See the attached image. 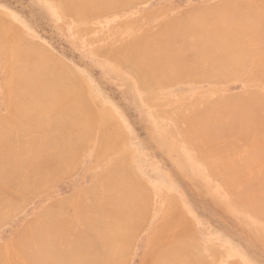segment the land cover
<instances>
[{
  "label": "rangeland",
  "instance_id": "1",
  "mask_svg": "<svg viewBox=\"0 0 264 264\" xmlns=\"http://www.w3.org/2000/svg\"><path fill=\"white\" fill-rule=\"evenodd\" d=\"M66 7L67 5L63 0H0V22L1 24L4 23L2 25H6L3 26L4 29L7 27V31L6 29V32L4 31L8 37L7 39L9 40L10 36L12 37L13 31H17L18 41L28 43L29 48L32 49L30 52H33L34 55H43L49 66L58 69L60 74L63 72L69 79L72 77L71 84L70 81L67 82L63 74L62 77L57 71L53 70L55 74L59 75L60 79L65 77L66 81L63 80L62 84L66 82L65 85L70 83L73 86V82H76V87L82 93L79 94L80 97L78 98H84L83 101L86 103L83 105L81 103L83 101L79 102L82 99H79L76 106L80 103L83 108L82 105H78L82 109L74 107L75 111H78V120L75 122L76 127L74 125L73 127L69 126L68 120L65 119V117L72 119L71 114L69 116L65 114V117H63V114L58 115L59 117L56 118L54 113L57 109L50 113L48 118L58 119V122L55 119V122L49 119V122L51 124L53 122L55 125L52 124L53 126L50 127L53 132L50 129L49 132L55 136L49 132H43L44 134L41 133L40 137L41 139L46 137V141L44 139L42 141L43 144L49 140L47 144L45 143V149H51L50 147L55 149V146L60 142L57 150L59 148L60 151L62 148V153L61 151L56 152L54 149L51 151L47 149L49 152H43L46 151L43 150L45 157L43 155L42 157L46 163L41 161L43 160L42 157L40 159L37 157L48 169L47 171L44 168L45 173L43 176H46L48 180L51 177V180L45 182L38 193L26 196L25 200L18 199V196L13 197L14 200H12L18 204V208L12 209L10 215L0 221L1 253L3 254L9 246L13 245L16 236L29 223L40 218L42 225L45 219H48L49 224L53 225L51 222L52 217L57 223L60 222V225H57L58 228L54 222L53 227L56 226V228L53 229L57 230L53 233H57L61 228L60 232L57 233H60L57 235L59 238H55V240L64 239L65 237L62 234L64 229L66 231L68 229L67 236L65 235L66 232L64 236L68 237L69 235L68 239L72 242L66 239L70 243L63 246L64 249L66 248L65 250L69 251L75 247L71 246L69 248L70 244L73 245V242H76L72 240L75 235L73 233L82 232L83 234L79 233L78 235H84L86 241L90 239V242L97 246L94 245L92 254L97 253L99 249L100 254L97 253L98 256L103 253L101 251L105 253L107 251V255L112 251L114 254L111 253V255L118 258L110 263L105 261L103 264H146L148 257L153 256L157 250L160 249L159 253L165 255L166 253L161 250L165 251L168 248V251H174L173 248L176 249L175 246H179L180 243L181 246L189 249V253H187L189 255L187 256L185 253L187 249L182 248V251L185 250L184 256H187V259H185L187 264H264V217H261L255 209L253 210L250 205L246 204L249 199H254L256 196V192L255 195L253 194L254 190L250 191L251 188L261 191L262 186L260 189L259 185L262 182L259 181H262V177H264V150L262 151L261 148V152L260 149H257V147L260 148L264 145V136H262L264 135V127L262 128L264 125V0H131L125 5L114 6L102 12L96 13L90 10L83 17L71 13ZM100 18L101 20H99ZM219 18L221 19L219 20ZM225 21L227 24L230 22L229 26L234 24L228 26V28L225 26L226 29L223 30L224 25H226ZM193 26L196 30L193 29ZM184 28L186 29L183 31ZM213 30L220 31L221 34L223 32L222 40L228 38L231 34L232 45L229 42L227 43L228 38L225 42H220L221 44L227 43L225 47L223 45L216 46V41H219V38L221 39V35L219 32L218 35L220 36H217ZM202 31H208L206 33L209 36L203 32L209 38L208 40L202 33L201 36L203 35L204 41L200 34L197 36ZM209 31H211V34ZM167 32L171 33V36L170 34L166 36ZM183 32L184 36H181ZM240 33L246 35L243 34L242 39L238 38ZM176 34L178 36L174 37ZM214 35L218 39L212 42L211 39H214ZM224 35H227V37L224 38ZM156 36L162 37H157L158 39L154 40V42H157L156 45L160 42L164 43H160L156 47H160L161 44L162 47H165L164 45L168 40L170 43L168 41L169 44H166V47L174 42L171 46L172 49L177 47L175 51L178 54L179 48L182 49L181 51L185 50L184 54H181V51L179 55L175 52L177 56L181 55L179 58H182V63H188L187 65H189L188 61L191 64L196 61L201 66H195L197 63H194L195 69L197 70L200 67L202 70L199 71V68L198 73L196 70L195 74H193L194 71L192 72L193 75L186 72L189 76H181V78L180 76L178 78L173 76L174 78H167L160 82L154 81L145 85L137 77L138 75L133 71L130 64L115 60L112 57V52L116 49L128 47L135 41L138 43L137 45L144 43L143 41H146L144 44L151 45L153 43L151 39L156 38ZM176 37L179 38L176 39ZM206 41L205 49L209 45L208 51L213 52L214 56H219L218 59L214 60L213 56L211 57L213 60H211L210 53L208 56L204 54L206 53L203 51L204 48L199 52L201 54L203 52L205 56L202 57L203 55L199 54L198 59L199 52L197 53V50L202 49V47L199 48V43L204 44ZM210 41L215 45L214 48H211L213 46L211 43L208 44ZM9 43L12 45L14 42L10 40ZM155 44H153V47ZM6 47L8 48V46H5L2 49L0 57V116L8 115V106L2 86L9 52L6 51ZM227 47L230 48L226 50ZM210 48L212 51H210ZM183 55L184 57H182ZM213 65L219 67L220 70H216L217 68ZM221 67L225 68L221 69ZM189 70L191 71L190 68ZM49 98L52 97L48 96V100L46 97L45 101H52ZM225 101L228 106L232 105V107L230 106L231 113L228 112L230 118H232V108L235 109L234 107L237 105L238 107L243 106L241 109L245 108V112L242 110V115L245 113V116H240L241 113L238 115L242 118L247 116L246 123L248 126L246 124L245 126L253 131L248 130L249 132H246L247 128L244 126L246 128L244 134L241 131L239 132L243 129L244 122L242 119L240 117L238 119L243 122L241 123L242 126L238 120V122L232 121L236 125L234 123L235 126H231L232 123H227L228 120L235 119L227 118L226 115L225 118L223 117L224 120L221 119L225 122H222V124L230 130L225 126L228 133L223 127L219 129L221 126L219 118L221 117H216L220 116L222 111L216 108L217 115H213L216 119L206 118L210 123L213 120L215 124L219 121L220 126L218 122V126L216 125V129H214V123H211V125L208 122L207 125H210L211 129L206 126L208 128L206 130L205 125H203L202 129L196 127V130L201 129L203 132L205 128L206 135V132L210 130L217 131L218 128L221 133L224 130L225 134L222 133V135L219 132L221 134L219 136V134H212L210 131L207 133L209 135L205 136L204 133L200 134L201 131H198L201 137L195 135L197 131L194 132V126H201V123L195 120V116L201 111L203 112L200 115L208 111L211 112L213 105ZM223 107L225 108L224 105L221 108ZM224 108L225 113L228 110ZM79 110L83 113L82 115ZM257 111H259L258 115L255 114ZM19 113L22 115L21 112ZM19 113L18 121L20 123L19 119L22 120L23 115L20 117ZM45 115L49 116L43 114L44 117ZM198 118L201 121V117ZM233 118H237V116ZM82 119L86 120H83L82 123ZM256 119L259 121H256ZM202 120H204L203 117ZM243 120L245 121V118ZM65 121L68 123H63ZM78 122L81 125H77ZM238 125L241 126V129ZM236 126H238V129ZM67 128H69V131L66 130ZM73 128L80 132L85 130L86 134L82 138L84 140L82 142L77 141V143H75L76 140H72L69 143L74 144H66L67 140L65 141L64 136L69 137L68 134ZM62 129H65V132ZM75 130H71V132H77ZM105 130L109 132L108 135L104 134ZM57 131L58 134H56ZM191 131L194 133H191ZM62 133L64 134L62 135ZM240 133L244 136L239 137ZM24 136L25 134L22 136L24 138L23 142H32L29 136ZM207 137L213 140L209 138L208 140ZM106 138H109V140H106ZM19 139L20 137H17L18 142H20ZM41 139L39 138L40 142ZM61 139L65 142H62ZM255 144L258 146L256 147ZM64 148L66 149V155H63ZM251 151H255L253 152L255 154L252 153V155ZM248 153L253 156L252 159H255L251 165V159L247 161L248 164L245 162L250 158V156H247ZM242 160L244 165L251 166V169L246 166V168L241 167ZM117 163H121L123 166L118 165H121L122 168ZM114 166L120 167V169L114 168ZM231 168H234L236 174L233 171L229 172L232 170ZM127 169L129 170L126 171ZM229 173L232 174V178L226 176ZM115 174L117 175L114 177ZM105 175L109 176L112 185ZM255 175L260 178L257 177V182L254 181L257 180L256 177L254 178ZM113 177L119 179L117 180L119 182H115ZM122 180L123 182H120ZM106 182H109L111 186ZM118 184H120L119 188L124 187L122 190H126L127 186L134 185L137 190L135 191L140 193V196L137 195L136 199L142 200L137 203V199L136 204L135 202L132 205L125 203L122 206L120 203L123 202L118 203L120 199L117 198L119 196H115L117 193L113 194L114 192H111L113 189H117L116 192L119 193L120 191L123 192L122 195H126L124 193L126 191L118 189ZM106 185L108 187L113 186V189L108 188ZM246 188L249 189V194H247V191L244 194L243 189ZM109 190H111V195ZM11 192L13 190L8 191V193ZM121 193L118 194L120 197L122 196ZM124 196L121 199L128 201L126 196L123 198ZM263 196L260 200H264ZM113 199H116L117 202ZM256 199L259 201V198L256 197ZM102 202L106 203L102 204ZM86 205L87 207H85ZM116 205H119V209L125 207L128 210L129 216L125 211L128 220H124L122 217L125 214L124 209H120L123 213L121 214L118 209V211L116 210ZM89 208H92V210H89ZM109 212L112 214L110 215ZM118 214L121 216H118ZM89 215L93 216V219ZM141 215L143 216L141 217ZM84 216H88L89 219L91 217L93 221L90 220L93 223L98 218L95 224L99 223L96 224L97 226L94 225L95 229L93 231L85 232L83 226L85 223ZM115 217L116 219L119 218L116 222L123 221V223L120 222L122 225L119 226V222L117 223L118 226L115 225ZM99 219L105 222H101ZM124 221H127V223ZM128 223L131 224L129 226H132V231L129 230L131 228L127 225ZM123 224L128 227L125 228ZM107 226L110 229L108 232H111L112 228V231H116L109 233L110 237L118 236L122 232L121 235H124L125 230L123 231V228H125L124 237L131 235L129 237L130 242L127 241L128 239L121 240L123 236H119L118 238H121V241L118 242V245L116 244V248L113 244L117 242L112 244L115 241L114 239L117 240L115 236L112 238L111 244L116 249L115 252L111 250L112 247L109 242L111 238L102 239L104 236H108L104 230ZM133 226L139 229H134ZM70 228L72 231H70ZM100 230L101 233H99ZM104 231L107 236L104 235ZM127 231L132 233L129 235ZM80 236L76 235L75 237L85 241ZM100 240L101 242L108 241L100 245ZM127 243L128 246H125ZM168 244H171L173 248L167 247ZM107 245H110V248L104 250L103 247ZM119 247L124 248V251L117 250ZM179 248L177 247V249ZM117 251L121 252L123 258H120ZM174 252L176 257L180 258L178 264L181 261H183L182 264H185L184 256L180 257L182 252L179 253V256L176 254L177 250ZM107 255L104 257H107ZM0 259V264H12L13 262L22 264L23 262L19 257L8 258L5 254L2 257L0 256Z\"/></svg>",
  "mask_w": 264,
  "mask_h": 264
},
{
  "label": "bare ground",
  "instance_id": "2",
  "mask_svg": "<svg viewBox=\"0 0 264 264\" xmlns=\"http://www.w3.org/2000/svg\"><path fill=\"white\" fill-rule=\"evenodd\" d=\"M64 1V3L67 5V7H66V9L67 10H69L71 13H74V14H76V15H78V17L79 16H81V17H83L84 15H86L87 14V12L88 11H90V10H92V11H95L96 13L97 12H102V11H106V10H108V9H110V8H113L114 6H122V5H125V4H127L128 2H130L131 0H113V1H110V0H63ZM110 11V10H109ZM108 12V11H107ZM225 13V12H224ZM103 14V13H102ZM249 15V14H248ZM76 18V17H75ZM250 18V17H249ZM257 18V17H256ZM221 18H219V20H220ZM223 19V18H222ZM225 19V18H224ZM223 19V20H224ZM263 19V18H262ZM76 20V19H75ZM79 20V19H78ZM99 20H101V18L99 19ZM216 20V19H215ZM228 20V19H227ZM0 21H1V19H0ZM95 21H98V20H95ZM2 22H3V19H2ZM5 22V21H4ZM216 22V21H215ZM230 23V22H229ZM228 23V24H229ZM254 23H255V21H254ZM2 24H4V23H2ZM1 24V22H0V53H1V51H2V49L5 47V46H8V48L6 49V51L8 50L9 52H8V57H7V65H6V72H5V76H4V80H3V89H4V95H5V98H6V102H7V111H8V115L7 116H0V221H2V220H4L5 218H7L8 217V215H10V212L12 211V209L13 210H15V209H17L18 208V204L16 203V202H14L13 200V197H16V196H18L19 198L18 199H21V200H25L26 199V196H28L29 194H36V193H38L39 192V189H40V187H42V185H44V183L45 182H48V181H50L51 180V177H50V179L48 180V178L45 176H43L44 175V168L46 169V167L47 166H45L44 164H42L41 162H40V158L42 157V155L44 156V153L43 152H49L48 150H52V149H54L53 147H50L51 149H49V148H47V149H45V146H46V144H47V142L49 141H47V142H45L44 144H43V139H44V141H46L45 140V138L46 137H44V138H42L41 139V137H40V134L41 133H45V132H49V129L51 130V128L50 127H52L54 124H53V122H52V124L49 122V119H51V118H48V117H50V113L52 112V111H54L55 109H57L56 110V113L57 112H59L58 114H56V113H54L55 115H56V118L57 117H59L58 115H62L63 114V117H65V114H68V116H69V114H71L72 115V119H70V117H69V119H68V117H65V119H67L68 120V124H69V126L71 125L72 127H73V125H74V127H76L75 126V122L78 120V114H77V112L75 111V109H74V107L76 106V103H78L77 101L79 100V99H82V100H79V102L80 101H83L84 100V98H78V97H80L79 96V94H82L81 93V91H79V89L76 87V82H73V86L71 85L72 84V77L69 79V77L68 76H66V74L64 75L63 74V72H61L65 77V79L67 80V82H71V84L69 83V85H65L64 83H66V82H64L63 84H62V82H63V80L64 81H66L64 78H62V79H60V77H59V75H61L62 77H63V75L62 74H60V72H58L59 70L58 69H56L55 67L53 68V66H49V64H48V61H46V58H44L43 57V55L41 56V54L39 55H34V53L33 52H30L32 49H30L29 48V45H28V43L27 44H25V43H23V42H20V41H18L19 40V38H18V36H17V31H13V35H12V37L10 36V38H9V40L7 39L8 37L5 35V32L7 31V27H5V29H6V31H5V29L3 28V26H6V25H2ZM97 24V23H96ZM223 24V23H222ZM221 24V25H222ZM225 24L226 25H224V28H223V30L224 29H226L225 28V26H227V28H228V24L226 23V21H225ZM232 24V23H231ZM234 24V23H233ZM232 24V25H233ZM246 24H247V22H246ZM250 24H252V23H250ZM250 24H248V25H250ZM258 24V23H257ZM232 25H230V26H232ZM261 25H263V24H261ZM28 26V25H27ZM216 26V25H215ZM229 26V27H230ZM73 27H75V26H73ZM82 27V26H81ZM189 27H190V25H189ZM191 27H192V25H191ZM195 26H193V29H195L196 30V28H194ZM242 27V26H241ZM233 29H234V26L232 27ZM232 28H231V30H232ZM246 28V27H245ZM262 28V27H261ZM186 28H184V29H182L183 31L185 30ZM193 29H191V30H193ZM77 30V29H76ZM95 30V29H94ZM188 30V29H187ZM189 30H190V28H189ZM202 30H203V28H202ZM208 30V29H207ZM5 31V32H4ZM9 31V30H8ZM259 31H260V29H259ZM92 32V31H91ZM168 32H173V31H168ZM167 32V34H166V36H168L169 34H170V36H171V33H168ZM203 32H205V34H207L208 33V31H202V32H200V33H198L197 34V36L200 34V36H201V33L203 34ZM207 32V33H206ZM210 32V34H211V31H209ZM213 32H215L214 34H216L217 36H220L221 35V39L219 38V41L217 40H215V39H218V37H216V35H214L215 37H214V39L212 38L211 40H212V42L215 40L216 41V46H221V45H223V47H225L226 45L225 44H227L228 42H229V44L231 43V45H232V37H231V34H229L230 36L228 37L229 38V41H227V43H220L221 41L223 42H225V40H227L228 38H226L227 37V35H224V38H226V39H223L222 40V35H223V32H222V34H221V32L220 31H215V30H213ZM220 32V35H218V33ZM239 32V31H238ZM247 32V31H246ZM8 33V32H7ZM181 33V32H180ZM261 33V32H260ZM20 34V33H19ZM173 34V33H172ZM175 34V33H174ZM243 34H245V33H240L239 34V36H238V38H241V36L243 37ZM16 35V36H15ZM119 35V34H118ZM181 35V34H180ZM204 35V34H203ZM203 35L201 36L202 37V40L204 41L205 39L203 38ZM208 35V34H207ZM246 35V34H245ZM9 36V35H8ZM20 36V35H19ZM93 36V35H92ZM121 36V35H120ZM125 36H127V35H125ZM175 36H178L177 34L176 35H174V37ZM181 36H184V32H183V35H181ZM205 36V38H206V40H208L209 38H207L206 37V35H204ZM209 36V35H208ZM157 37H161V36H156V38L155 37H153L152 39L151 38H148V39H151V42H153L151 45H149V44H144L146 41H143V39H142V41L144 42V43H140V45H137L138 43H136V41L133 43V44H131L130 46H128V47H123V48H120V49H116L114 52H112V57L115 59V60H118V61H123V62H126V63H128V64H130L132 67V69H133V71L138 75L137 77H139L140 79H141V81L143 82V83H145V85H148V84H150V83H152V82H154V81H163V80H166L167 78H171V77H179L180 76V78H181V76L183 77V76H189V75H193V74H195L196 73V71H197V73H198V69L200 68H198L197 70L195 69V66H198V65H200V64H198L196 61L194 62V63H197V65H195L194 63H190V61H188L189 62V65H187L186 63L185 64H183L182 63V58L180 59L179 57L181 56H177V54H178V52H176L175 50H176V48L175 49H172V46H171V44L169 45V47H166V44H169L170 43V41H169V43H168V41L166 42V39H165V47H162L163 45L161 44L160 45V47H156V46H158L160 43H163V42H160L158 45H156L155 43H157L156 41L154 42V40H156V39H158ZM164 37V36H163ZM173 37V39H175ZM246 37V36H245ZM90 38H91V36H90ZM155 38V39H154ZM162 38V37H161ZM166 38V37H165ZM169 38H171V37H169ZM177 38H179V37H176V39ZM198 38H200V37H198ZM250 38H252V37H250ZM124 39V38H123ZM242 39V38H241ZM11 40V42H14L12 45H11V43H9V41ZM125 40V39H124ZM180 40H182V39H180ZM190 40V39H189ZM201 40V41H202ZM251 40V39H250ZM141 41V42H142ZM172 41V40H171ZM176 41V40H175ZM183 41V40H182ZM185 41V40H184ZM199 41V40H198ZM246 41H247V39H246ZM138 42V41H137ZM176 42H178V41H176ZM175 42V43H176ZM235 42V41H234ZM259 42V41H258ZM122 43H123V41H122ZM207 43V41L204 43V44H202V42L201 43H199L200 45H199V48L200 47H202V49L201 50H197V53L200 51H202L203 50V48H204V50L203 51H205L206 53H204L205 55H207L208 56V54L210 53L208 50H209V45L207 46V49H205L206 48V46H205V44ZM209 43H211V41L210 42H208V44ZM215 43V42H214ZM218 43V44H217ZM245 43V42H244ZM153 44H155L154 45V47H153ZM164 44V43H163ZM173 44H174V42H173ZM172 44V45H173ZM10 45V46H9ZM211 45H213V46H211ZM211 48L213 47H215V45L214 44H212L211 43ZM168 46V45H167ZM228 46V45H227ZM174 47V46H173ZM184 47V46H183ZM186 48V47H185ZM184 48V49H185ZM190 48V47H189ZM199 48H197V49H199ZM210 48V51H212V49ZM219 48V47H218ZM228 48H230V47H227L226 48V50L228 49ZM236 48V47H235ZM33 49H35V48H33ZM180 49V48H179ZM178 49V51H179V54H180V51L182 50V49H180L179 50ZM187 49V48H186ZM224 49V48H223ZM190 50H192L191 48H190ZM208 51V53H207V51ZM226 50H224V51H226ZM185 51V50H184ZM184 51H181V54H184ZM223 51V52H224ZM235 51V50H234ZM177 54H176V53ZM183 52V53H182ZM196 52V51H195ZM198 53V59H199V56L201 55H203L202 57H204L205 55L203 54V52H202V54L201 53ZM7 53V52H6ZM33 53V54H32ZM178 54V55H179ZM200 54V55H199ZM227 54V53H226ZM1 55H2V53L0 54V57H1ZM188 55V54H187ZM219 55V54H218ZM186 56V55H185ZM209 56H210V58L211 57H213L214 56V53L213 52H211L210 54H209ZM182 57H184V55L182 56ZM188 57V56H187ZM218 57L219 56H214L213 57V59L215 60L216 58L218 59ZM209 58V57H208ZM186 59V58H185ZM212 58H211V60H213ZM184 60V59H183ZM184 62V61H183ZM220 62V61H219ZM187 65V66H186ZM191 65H192V67H191ZM195 65V66H194ZM218 65V64H217ZM57 66V65H56ZM128 66V65H127ZM127 66H125V67H127ZM201 66V65H200ZM214 66V65H213ZM219 66V65H218ZM221 66V65H220ZM59 67V66H58ZM188 67V68H187ZM194 67V68H193ZM214 67H216V66H214ZM52 70H51V69ZM189 68L191 69V71L189 70ZM192 68H193V70H192ZM217 68V67H216ZM219 68V67H218ZM216 69V70H220V68L219 69ZM225 68V67H224ZM223 67H221V69H224ZM130 69V68H129ZM53 70H55V72L57 71L58 72V74L56 73H54L53 72ZM196 70V71H195ZM202 69L200 68V70L199 71H201ZM189 71H190V73H189ZM194 71V73L192 74V72ZM189 74H187V73ZM68 73V72H67ZM69 74V73H68ZM58 75V76H57ZM70 76H72V75H70ZM67 77H68V79H67ZM173 77V78H174ZM209 77H210V75H209ZM74 79H75V77H73ZM78 79L76 78V81H77ZM59 81H61L60 83H59ZM73 81H75V80H73ZM156 83V82H155ZM74 84H75V86H74ZM78 84V83H77ZM67 86V87H65V86ZM69 86V87H68ZM48 96L49 97H52L50 100H52V101H45L46 99V97H47V100H48ZM82 97V96H81ZM155 97V96H154ZM85 101H83V102H81L83 105H85L86 103H84ZM220 103L221 102H218V103H216L215 105H218V106H215V105H213V107H212V111L211 112H207V113H205V114H203V115H200L203 111H201V113H198V115H196L195 116V120L196 121H198L199 123H201V126H194V132H195V130L199 127H201V129H202V126L203 125H205L204 127L206 128V126H208L207 125V123L209 122L208 121V119L207 118H211V119H214L215 117V115H217V109L219 110V111H222L221 113H220V116H217L216 118H219V117H221V118H219V119H217V120H219L220 122H221V126H220V122H219V129L221 128V127H223V129L226 127L225 125V127L223 126V124H222V120H224V118H225V115H226V117L227 118H230V116H229V114L231 113V111H230V106L232 107V105H227V103H226V101L225 102H222V103H225V104H222L221 103V106H220ZM81 104V105H82ZM228 104H231V103H228ZM261 104H262V102H261ZM78 105H80V103L79 104H77V108L79 107ZM80 105V106H81ZM83 105L81 106L82 108H83ZM225 106V108L224 109H226V110H228V111H225V113H224V110H223V108H221L222 106ZM221 109H219V108ZM228 107H229V109H228ZM234 107V106H233ZM245 107V106H244ZM25 108V109H24ZM76 108V109H77ZM80 108V107H79ZM82 108H80V109H82ZM210 108V107H209ZM209 108H207L208 110H209ZM217 108V109H216ZM235 109H233L232 108V118H230V119H235V120H228V122L227 123H232L231 124V126L232 125H234V123L235 122H232V121H236V122H238L239 120V117L240 116H245V113H244V115H242V113L243 112H245V108L244 109H241V108H243V106H241V107H238V105L236 106V107H234ZM236 108L240 111H236ZM260 108V107H259ZM262 108V107H261ZM73 109H74V111H73ZM207 109H205V110H207ZM204 110V111H205ZM234 110V111H233ZM242 110H243V112H242ZM264 110V109H263ZM83 111V110H82ZM215 111V112H214ZM219 111H218V113H219ZM19 112H21L22 113V115H23V118H22V120L21 119H19L20 120V123H19V121H18V113ZM79 112L81 113V115L83 114L80 110H79ZM228 112H229V114H228ZM237 112V113H236ZM250 112V111H249ZM258 112L259 111H257V113H255V114H257L258 115ZM79 113V114H80ZM211 115L212 114V116H213V118H212V116H210L209 114ZM215 113V114H214ZM234 113V114H233ZM240 113H241V115H240ZM260 113H261V110H260ZM20 114V113H19ZM43 114H48L49 116H46L45 115V117L43 116ZM208 114V115H207ZM240 116H239V115ZM21 114H20V117L22 116ZM54 115V116H55ZM81 115H79V116H81ZM91 115V114H90ZM200 115V116H199ZM229 117H228V116ZM250 115V114H249ZM67 116V115H66ZM234 116H237V118H233ZM253 116H254V114H253ZM88 117V116H87ZM198 117H201L200 119H201V121H199V118ZM202 117L204 118V120H202ZM207 117V118H206ZM224 117V118H223ZM250 118H251V115L249 116ZM215 118V119H216ZM223 118V119H222ZM241 119H242V121L244 122H242L241 120L239 121V124H241V123H243V126H242V124H241V126L243 127V129H241L240 127V125H238L239 126V128L241 129V130H239V132L241 131V132H243V134H244V131H245V129L247 128L246 126H245V124L248 126V124L246 123L247 122V120H246V118H247V116L246 117H240ZM245 118V121L243 120ZM55 119V118H54ZM54 119H51L52 121H54ZM79 119H80V117H79ZM198 119V120H197ZM207 119V120H206ZM210 119V120H211ZM222 119V120H221ZM17 120V121H16ZM55 120H57V122H58V119H55ZM63 120V119H62ZM66 120V121H67ZM73 120V121H72ZM83 120L85 121L86 119H82V123H83ZM163 120V119H162ZM238 120V121H237ZM66 121L65 122H63V123H66ZM93 121H95L94 119H93ZM165 121V120H164ZM214 121V120H213ZM211 122L212 124L214 123V122ZM256 121H259V120H257L256 119ZM264 121V120H263ZM55 122V121H54ZM61 122V121H60ZM217 122V123H218ZM253 122V121H252ZM262 122V121H261ZM66 123V124H67ZM195 123H197V122H195ZM210 123V122H209ZM210 123V124H211ZM215 124L214 123V129H216V125L218 126V124ZM223 123H225V122H223ZM58 124V123H57ZM56 124V125H57ZM81 125L79 122L77 123V125ZM211 124V125H212ZM254 124V123H253ZM262 124V123H261ZM235 125H236V123H235ZM234 125V126H235ZM55 126V125H54ZM58 126V125H57ZM56 126V127H57ZM60 126V125H59ZM228 126V125H227ZM238 126H236L237 127V129H238ZM244 126L246 127V128H244ZM262 126V125H261ZM32 127V128H31ZM63 127V126H62ZM197 127V128H196ZM203 127V128H204ZM208 127H210V125L208 126ZM213 127H212V130H213ZM264 127V125L262 126V128ZM60 128H61V126H60ZM64 128V127H63ZM71 128V127H70ZM89 128V127H88ZM87 128V129H88ZM93 128H95V127H93ZM92 128V129H93ZM108 128V127H107ZM198 128V129H199ZM205 128L203 129V132H202V130L200 129V130H198L199 132H200V134L202 133H204L203 135H205ZM226 128H228V127H226ZM225 128V130H227ZM234 128V127H233ZM55 129V128H54ZM53 129V130H54ZM58 129V128H57ZM69 128H67L66 130L67 131H69L68 130ZM209 129H211V127L209 128ZM264 129V128H263ZM63 130V129H62ZM65 130V129H64ZM63 130V131H64ZM71 130H75L74 128L73 129H71ZM71 130H70V133L68 134L67 132H66V135L68 134L69 135V137H66V136H64V138H65V141L67 140V142H66V144H71V143H69V141H72V140H76V142L75 143H77V141H80V142H82V140H84V139H82V138H84V136H85V130L83 131L82 130V132H80L79 130H75V131H79L78 133L77 132H71ZM94 130V129H93ZM206 130H208V128H206ZM228 130H230V128H228ZM228 130L226 131V133H228ZM231 130H232V128H231ZM251 130V128H247L246 129V132H249V131ZM87 131H89V130H87ZM197 131V130H196ZM197 131V134H195V135H197V136H199V137H201L200 135H199V132ZM211 131V130H210ZM209 131V132H210ZM233 131V130H232ZM236 131V130H235ZM238 131V130H237ZM251 131H253V130H251ZM51 132H53L52 130H51ZM51 132H49L51 135H54V134H52ZM60 132V131H59ZM65 132V131H64ZM193 131H191V133H194ZM209 132H206V135L205 136H207V135H209V134H207V133H209ZM215 132V133H214ZM218 132V133H217ZM219 132L220 131H218V128H217V131L215 130V131H211L210 133H212V134H219ZM230 132V131H229ZM43 133V134H44ZM56 133V132H55ZM61 133V132H60ZM59 133V134H60ZM73 133V134H72ZM108 131L107 130H105V132H104V134H106V135H108ZM196 133V132H195ZM221 133V132H220ZM223 134H225V132H224V130H223V132H222ZM221 133V134H222ZM25 134V136H29V138H30V140L32 139V142H30V143H25V142H23V140H24V138H22V136ZM56 134H58V131H57V133ZM64 133H62V135H63ZM90 134V133H89ZM221 134H219V136L221 135ZM222 134V135H223ZM231 135H232V132L230 133ZM243 134H241L240 133V136L239 137H241V136H244ZM106 135H105V137H106ZM211 135V134H210ZM216 135V136H217ZM250 135V134H249ZM24 136V137H25ZM31 136V137H30ZM49 136V135H48ZM47 136V137H48ZM55 136V135H54ZM104 136V135H103ZM215 136V135H214ZM235 136H236V134H235ZM246 136H247V134H246ZM246 136H245V138H246ZM262 136H264V135H262ZM261 136V137H262ZM17 137L19 138L20 137V142H18L17 141ZM203 137V136H202ZM212 137V136H211ZM39 138L41 139V142L39 141ZM53 138V137H52ZM62 138H63V136H62ZM209 137H207V139H208ZM243 138V137H242ZM244 138V139H245ZM248 138H249V136H248ZM49 139V138H48ZM56 139H57V137H56ZM60 139V138H59ZM105 139V138H104ZM206 139V138H205ZM210 139V138H209ZM208 139V140H209ZM29 140V141H30ZM62 140V139H61ZM106 140H109V138L107 139L106 138ZM210 140H213V139H210ZM218 140V139H217ZM14 141V143H12ZM28 141V142H29ZM53 141V140H52ZM55 141V140H54ZM64 140H62V142H63ZM64 141V142H65ZM56 142H57V140H56ZM56 142L54 143L55 145H56ZM215 142V141H214ZM60 142H58V144H59ZM49 144V143H48ZM58 144H57V146H58ZM72 144H74V143H72ZM264 144V143H263ZM62 145H64L63 143H62ZM57 146H55V151L57 152H60L61 150H62V148L60 149V151H59V148H58V150H57ZM68 146V148H70V146L69 145H67ZM231 146V145H230ZM234 146V145H233ZM255 146H256V144H255ZM258 146V145H257ZM256 146V147H257ZM264 146V145H263ZM257 147V149L259 150L260 149V151H261V148H262V151L264 150L263 148L264 147ZM60 147H62V146H60ZM64 147V146H63ZM66 148V147H65ZM63 149V150H65V152H64V154L63 155H66L67 153H66V149ZM214 148V147H213ZM253 148V147H252ZM251 148V149H252ZM223 149V148H222ZM221 149V150H222ZM228 149H229V147H228ZM254 149V148H253ZM256 148L254 149V150H257ZM43 150H46V151H43ZM69 150V149H68ZM219 150V149H218ZM224 150V149H223ZM238 150V149H237ZM257 150V151H258ZM43 151V152H42ZM259 151V152H260ZM261 151V152H262ZM42 152V153H41ZM71 152H73V151H71ZM218 152H220V151H218ZM253 152H255V151H253ZM252 151L250 152L251 154L253 153ZM61 153H62V151H61ZM264 153V152H263ZM263 153H262V155H263ZM40 154H41V156H40ZM57 154V153H56ZM251 154H249L248 153V155L247 156H250V158H248L249 160H246L245 162L247 163V161H250V159H251V161H250V165L252 164V161L253 160H255L254 158L252 159V157L253 156H251ZM253 154H255V153H253ZM252 154V155H253ZM46 155V154H45ZM47 155H48V153H47ZM61 155V154H60ZM69 155V154H68ZM67 155V156H68ZM230 155V154H229ZM262 155H261V157H262ZM66 156V157H67ZM37 157L39 158V159H37ZM45 157V156H44ZM62 157V156H61ZM66 157H63V158H66ZM255 158H257L256 156H254ZM41 159H43V160H41L43 163L45 162L46 163V161H44V158L42 157ZM259 159V158H258ZM37 160H39V161H37ZM47 160V159H46ZM65 160V159H64ZM49 162V161H48ZM254 162V161H253ZM118 164H121V163H117V165ZM248 164V163H247ZM247 164H245L244 165V163H243V160H242V166L241 167H245ZM47 165V164H46ZM48 165H50V164H48ZM122 165V164H121ZM121 165H118V166H121ZM241 165V164H240ZM123 166V165H122ZM122 166H121V168H122ZM57 167V166H56ZM243 167V168H244ZM247 168H249V169H251V166H246ZM245 167V168H246ZM114 168H117V169H120V167L118 168L117 166H114ZM126 169V168H125ZM232 170L231 171H229L230 173L233 171L234 172V168H231ZM236 169V168H235ZM47 171H48V169H46ZM52 170V169H51ZM129 169H127L126 171H128ZM46 171V172H47ZM50 171V170H49ZM51 172V171H50ZM119 172H120V170H119ZM113 173V172H112ZM228 174V175H226V176H229V177H231L232 178V174ZM235 174H236V172H234ZM264 173V172H263ZM47 174V173H46ZM114 174V173H113ZM235 174H233V175H235ZM117 174H115L114 175V177L116 176ZM106 176V175H105ZM122 176V175H121ZM128 176H129V174H128ZM258 176H259V174H258ZM257 175H255L254 176V178L256 177H258ZM260 176H261V174H260ZM107 178L109 177V176H106ZM105 177V178H106ZM113 177V178H114ZM130 177V176H129ZM128 177V178H129ZM133 177V176H132ZM53 178V177H52ZM111 178V177H110ZM118 178V177H117ZM227 178V177H226ZM231 178H230V180H231ZM234 178V177H233ZM254 178H253V180H254ZM259 178V177H258ZM258 178H257V180L255 179L254 181L255 182H257L258 181ZM263 178L264 177H262V181L260 180L259 182H262L261 183V185H259L260 186V189H261V186H262V189H261V191H257L255 188L253 189V188H251L250 189V191H253V194L256 192V196L254 197V199H249L247 202H246V204L247 205H250V207L251 208H253V210L255 209V211L256 212H258L259 213V215L261 216V217H264V203H262L264 200H260V198H262L261 196H263V194H264V191H262V190H264L263 188H264V181H263ZM112 179V178H111ZM260 179V178H259ZM108 181H109V178L107 179ZM113 180H115V182L117 181V180H119V179H116V178H114ZM120 180H121V178H120ZM229 180V179H228ZM128 181V180H127ZM126 181V182H127ZM110 182V181H109ZM109 182L107 183L108 185H109ZM119 181H117V183H118ZM120 182H123V180L122 181H120ZM111 183V182H110ZM113 183H111V185H112ZM257 184H259V183H257ZM108 185H106L107 187H108ZM111 185H109V186H111ZM117 185V184H116ZM119 185L120 184H118V189H120L121 191H126V192H124V193H126V199H128V201L126 202L125 200L123 201V199H121L122 198V196H124V195H122L123 194V192L121 193L120 191H119V193H118V191L116 192V190H114L113 189V186L112 187H108V188H110V189H113V191H111V190H109V192L111 191V192H114L113 194H115V193H117V194H115V196H119V198H117V199H120V200H118V203L119 202H123V203H120V204H122V206H124L123 204H127L128 205V203H130V205H132L134 202H135V204H136V201H137V199H136V197H137V195H139L140 196V193H138V192H136L137 190H136V188H135V186L134 185H130L131 187H129V186H127L126 184H125V187L127 186V189L126 190H122L124 187H122V189L121 188H119ZM140 186V185H139ZM107 187H106V189H107ZM116 187V186H115ZM142 187V186H141ZM176 187V186H175ZM131 188H135L134 190L132 189L131 190ZM137 188H139V187H137ZM248 188H250V187H248ZM141 189V188H140ZM9 190H13V192H11V193H8V191ZM136 190V191H135ZM144 191H145V189H143ZM244 190V194H246L245 193V191H247L248 192V190L249 189H243ZM256 190V191H255ZM107 191H108V189H107ZM144 191H143V193H144ZM108 192V193H109ZM111 192H110V195H111ZM258 192V193H257ZM121 193V197H120V195H118V194H120ZM142 193V192H141ZM242 193H243V191H242ZM112 194V195H113ZM247 194H249V192L247 193ZM251 195H252V192L250 193ZM255 195V194H254ZM125 196L123 197V198H125ZM113 197H114V195H113ZM112 197V198H113ZM256 197L257 198H259V201L256 199ZM141 198V197H140ZM263 198H264V196H263ZM13 199V200H12ZM16 199V198H15ZM111 199V198H110ZM28 200V199H27ZM115 202H117V200L116 199H113ZM142 199H138V201H137V203L138 202H140ZM18 201V200H17ZM30 201V200H29ZM28 201V202H29ZM105 201V200H104ZM109 201V200H108ZM112 201V200H111ZM104 203H106V202H104ZM103 202H102V204H104ZM108 203V202H107ZM117 203V204H118ZM81 204V203H80ZM101 204V205H102ZM110 204V203H109ZM134 204V205H135ZM100 206V205H99ZM98 206V207H99ZM104 206V205H103ZM112 206V205H111ZM119 206V205H118ZM117 205H116V210L118 209L119 210V212H121L120 211V209H124V213L125 214H123L122 212H121V214H123L122 215V217H123V219L124 220H126L127 218H128V216H129V213L127 212L128 210L127 209H125V207H122V208H120L119 209V207H118ZM146 206V205H145ZM85 207H87V205L85 206ZM91 207V206H90ZM118 207V208H117ZM92 210V208H89V210ZM10 210V211H9ZM85 210V209H84ZM101 210V209H100ZM117 210V211H118ZM252 210V209H251ZM86 211V210H85ZM93 211H95V210H93ZM92 211V212H93ZM127 212V214H128V216H127V214H126V212ZM140 211V210H139ZM255 211H253V212H255ZM52 212V211H51ZM90 212V211H89ZM91 212V215L93 214ZM102 212V211H101ZM104 212V211H103ZM106 212V211H105ZM104 212V213H105ZM138 212V211H137ZM142 212V211H141ZM97 213H98V211H97ZM107 213V212H106ZM134 213V212H133ZM189 213V212H188ZM55 214V213H54ZM103 214V213H102ZM109 214H110V212H109ZM112 214V213H111ZM110 214V215H111ZM191 214V213H190ZM50 215H52V214H50ZM91 215H89V216H91ZM101 215V214H100ZM108 215V214H107ZM124 215H126V216H124ZM56 216V215H55ZM99 216V215H98ZM118 216H121V215H119L118 214ZM143 215H141V217H142ZM54 217V216H53ZM92 217V219H93V216H91ZM91 217H90V219H91ZM124 217H126V218H124ZM48 218V217H47ZM50 218V217H49ZM81 218V217H80ZM94 218H96V217H94ZM105 218H107V217H105ZM135 218H137V217H135ZM138 218H139V216H138ZM144 218V217H143ZM86 219V220H85ZM89 219V217L87 216H84V218H83V220L85 221V223L83 224V223H81V224H83V226H84V229H85V232H90V231H93L94 229H95V226L94 225H96L97 223H99V222H97L96 224H95V222H96V220L98 221V218L94 221V223L91 221ZM117 219H119V218H117ZM117 219H116V217H115V220H114V222H116L117 221ZM122 219V218H121ZM128 220V219H127ZM99 221H101L100 219H99ZM104 220H102L101 222H103ZM122 220H120V221H118V222H116L115 223V225H117L118 226V224H119V226L120 225H122L121 223H123V221L121 222ZM144 221V220H143ZM51 222L53 223V225H55L54 224V222L56 223V226L57 225H60V222L59 223H57L55 220H53L52 219V217H51ZM100 222V223H101ZM105 222V221H104ZM121 222V223H120ZM125 223H127V221H124ZM45 223V224H44ZM44 223H43V225H42V222H41V219L40 218H37L36 220H34V221H32L31 223H29L28 224V226L21 232V233H19L17 236H16V240H15V242L13 243V245H11V246H9V248H7L5 251H4V253L3 254H5L8 258H12V257H19L23 262H22V264H103L105 261H109V263L113 260L114 261V259L116 260V259H118V258H116V257H114L113 255H111V253H113L112 251H110L111 253H109L108 255L106 254L107 253V251H106V253L104 252V251H101V252H103V253H101V255H99L98 256V254L97 253H99L100 251H99V249H98V251H97V253L94 255V254H92V252H94L93 250H94V243L93 242H90L91 240L90 239H88V241H86V239H85V237H84V235H81V234H83L82 232H76V233H73V235H74V239H72V240H74V241H76V242H73V245H71L70 244V247L69 248H71V246L73 247V246H75L74 248H71V250H69V248L67 247V249L69 250V251H67V250H65L64 248H63V246H66V245H68L70 242H72L71 240H69L68 239V237H69V235H68V237H66L67 236V231H68V229H67V231L64 229V233H65V235L66 236H64V233L62 234L63 235V237H65L64 239L62 238V240H59V241H57V240H55V238H59L57 235H59V234H57L58 232H60V230H61V228H60V226H59V228H60V230L57 232V233H53V231H55V230H57V229H53V228H56V226L55 227H53V225L51 224H49V222H48V219H45V221H44ZM118 223V224H117ZM130 223H131V221H130ZM130 223H128L127 225L129 226V225H131ZM50 225V227H52V228H50L49 227V225ZM111 224H112V222H111ZM135 224V223H134ZM136 224H137V222H136ZM98 225V224H97ZM96 225V226H97ZM124 225V224H123ZM141 225V224H140ZM62 226V225H61ZM86 226V227H85ZM113 226H114V224H113ZM125 226V228L126 227H128V226H126V225H124ZM109 226H107V228H108ZM131 229H129L130 231H132V226H129ZM134 227V226H133ZM136 227V226H135ZM134 227V229H139V228H135ZM57 228H58V226H57ZM72 228V227H71ZM71 228H70V231H72L71 230ZM79 228V227H78ZM104 229L106 232H107V234H108V236L106 235V232H105V234L104 235H106L107 237H103V234H102V239H104L105 240V238H108V237H110L109 235V233H112V232H116V231H112L113 230V228L111 229V232H108V230H110L109 228L108 229ZM121 228H123V227H121ZM125 228H123V231L125 230V232H124V235H125V233H126V229ZM53 229V230H52ZM73 229V228H72ZM75 229V228H74ZM80 229V228H79ZM78 229V230H79ZM84 229H82V230H84ZM102 229V228H101ZM134 229H133V231H134ZM127 230H128V228H127ZM97 232V231H96ZM103 232V231H102ZM70 233V232H69ZM72 233V232H71ZM79 233H81L80 235H78ZM99 233H101V230H100V232ZM127 233L130 235V233H132V232H128L127 231ZM135 233V232H134ZM87 234H89V233H87ZM121 234H123V232L122 233H120V235L118 234V236L117 235H114V233H113V237H115L116 236V238H117V240L116 239H114L115 241H113L112 240V236L110 237L111 239H109L110 241V245H111V247H112V244L113 243H115V242H117V243H115V244H113V246H116V244L118 245V242L119 241H121V240H125V239H128L127 241L128 242H130V238L129 237H131V235L128 237V236H125L124 237V235H121ZM127 234V235H128ZM80 236V238H84L85 239V241L84 240H82L81 241V239H79L78 237H75V236ZM219 235V234H218ZM83 236V237H82ZM86 236V235H85ZM122 237L123 239H119L118 237ZM87 238H90V237H88V235L86 236ZM95 237V236H94ZM99 237H100V235H99ZM99 237H97V238H99ZM126 237H128V238H126ZM70 241L69 243H68V241ZM79 239V240H78ZM92 239V238H91ZM119 239V240H118ZM78 240V241H77ZM95 240H96V238H95ZM104 240H102V241H104ZM92 241H94V240H92ZM108 241V240H107ZM107 241H105V242H101V240H100V245H102V243H107ZM111 241H113L112 242V244H111ZM126 241V242H127ZM63 242V243H62ZM95 242V241H94ZM124 242V241H123ZM122 242V243H123ZM122 243H121V245H122ZM179 243V242H178ZM177 243V244H178ZM126 244V243H125ZM176 244V245H177ZM99 245V246H100ZM109 245V246H110ZM169 245V244H168ZM182 244L180 243L179 244V246H180V248H179V246L177 245V246H175L176 247V249L175 248H173V247H171L172 245L170 244L169 246H167V247H171V248H173L174 249V251L175 250H177V253L176 254H178L177 256H179L180 254H181V256L180 257H183L184 256V254L186 253V255L188 256L189 254H187V253H189V249L187 248V247H184V246H181ZM187 245V244H186ZM96 246V245H95ZM108 245L106 246V247H103L104 248V250H105V248L107 249V248H110ZM125 246H128V243H127V245H125ZM188 246V245H187ZM97 247V246H96ZM124 247V246H123ZM177 247L179 248V249H181V250H179V249H177ZM185 248V253H184V251H182V248ZM114 247H112V248H110L111 250H114V252H115V249L117 248V246H116V248H114ZM97 249V248H96ZM109 249V250H110ZM124 249V248H123ZM122 249V247H119L117 250H123ZM172 249V250H173ZM108 250V249H107ZM160 250V249H159ZM159 250H157L156 252H155V254L153 255V256H150V257H148V259L146 260V264H178L179 262V260H180V258L178 259L177 257H176V255H175V252L174 251H168L169 249L167 248V250L165 249V251H163V250H161L162 252H164V253H166L165 255H163L161 252L159 253ZM171 250V249H170ZM179 250V251H178ZM67 251V252H66ZM124 251V250H123ZM122 251V252H123ZM66 252V253H65ZM119 251H117V253H118ZM158 252V253H157ZM180 252H182V253H180ZM91 253V254H90ZM117 253H115V254H117ZM180 253V254H179ZM184 253V254H183ZM2 253H1V251H0V256L2 257V255H3ZM100 254V253H99ZM102 254H105V255H103L102 256ZM114 254V253H113ZM107 255V257H104V256H106ZM119 256H120V258H123L122 256H121V252H119V254H118ZM117 255V256H118ZM184 256L183 257V259H184V263H185V259H187V256ZM230 255V254H229ZM100 256H102V257H100ZM119 258V259H120ZM0 261H1V259H0ZM3 261V260H2ZM244 261V260H243ZM182 263H183V261H181ZM180 262V264H182ZM12 264H21V263H19V262H13ZM185 264H187V263H185Z\"/></svg>",
  "mask_w": 264,
  "mask_h": 264
}]
</instances>
